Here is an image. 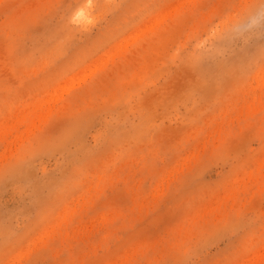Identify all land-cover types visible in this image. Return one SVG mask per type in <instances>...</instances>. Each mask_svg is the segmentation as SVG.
Segmentation results:
<instances>
[{"label":"rangeland","instance_id":"1","mask_svg":"<svg viewBox=\"0 0 264 264\" xmlns=\"http://www.w3.org/2000/svg\"><path fill=\"white\" fill-rule=\"evenodd\" d=\"M0 264H264V0H0Z\"/></svg>","mask_w":264,"mask_h":264}]
</instances>
